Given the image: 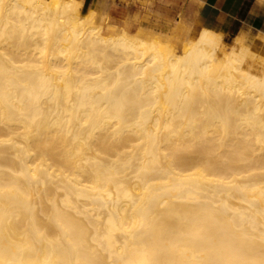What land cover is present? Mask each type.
<instances>
[{"label": "bare ground", "instance_id": "1", "mask_svg": "<svg viewBox=\"0 0 264 264\" xmlns=\"http://www.w3.org/2000/svg\"><path fill=\"white\" fill-rule=\"evenodd\" d=\"M82 4L0 0V264H264V49Z\"/></svg>", "mask_w": 264, "mask_h": 264}, {"label": "crops", "instance_id": "2", "mask_svg": "<svg viewBox=\"0 0 264 264\" xmlns=\"http://www.w3.org/2000/svg\"><path fill=\"white\" fill-rule=\"evenodd\" d=\"M81 1L83 14L94 10L107 17L110 33L146 29L177 35L178 31L188 34L189 30L199 33L210 29L222 34L224 40L233 41L241 34L264 37V0Z\"/></svg>", "mask_w": 264, "mask_h": 264}, {"label": "rangeland", "instance_id": "3", "mask_svg": "<svg viewBox=\"0 0 264 264\" xmlns=\"http://www.w3.org/2000/svg\"><path fill=\"white\" fill-rule=\"evenodd\" d=\"M184 26V25H183ZM189 30V29H188ZM136 34L143 35L147 38H153L156 36L160 37H167L168 35L171 36L170 44L171 46L176 49V51L181 54L183 50V46L186 42H188L190 39H195L199 33H194L189 30V33L186 34L183 31H178L176 34H167V33H161V32H155L152 30H146V29H140L139 31L135 32ZM224 44L229 48V46L233 43L232 40H224ZM246 43L249 47L254 48L255 46L264 49V37H257V38H246Z\"/></svg>", "mask_w": 264, "mask_h": 264}]
</instances>
